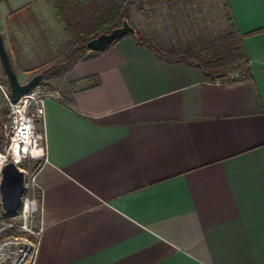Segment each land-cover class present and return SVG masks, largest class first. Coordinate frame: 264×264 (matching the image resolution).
<instances>
[{
  "label": "crops",
  "instance_id": "0c3cea01",
  "mask_svg": "<svg viewBox=\"0 0 264 264\" xmlns=\"http://www.w3.org/2000/svg\"><path fill=\"white\" fill-rule=\"evenodd\" d=\"M223 1L249 59L237 79L129 35L46 80L59 99L46 103L34 264H264V0ZM191 5L151 8L203 22Z\"/></svg>",
  "mask_w": 264,
  "mask_h": 264
},
{
  "label": "rangeland",
  "instance_id": "374dc122",
  "mask_svg": "<svg viewBox=\"0 0 264 264\" xmlns=\"http://www.w3.org/2000/svg\"><path fill=\"white\" fill-rule=\"evenodd\" d=\"M63 2L72 11L73 0ZM194 2L195 5L189 6L190 14L196 20L201 18L204 23L173 25L168 17H157L155 9L151 8L134 12L130 24L143 36L157 34L165 40L174 39L182 47L195 42L200 36L215 39L231 32L229 10L223 0ZM0 31L21 84H26L51 65L63 62L74 46L65 31V24L57 16L50 0H0ZM241 70L240 66L234 64L220 70V73L230 79H237L241 76ZM0 82L4 88H10L1 62ZM5 101V95L0 89V113ZM6 117L0 126V163L9 147L8 130L4 126L9 123L10 106ZM20 168L31 173L38 170L39 163L28 160ZM7 215L0 205V248L9 242H24L35 252L39 237L25 233L20 228L21 221L18 216ZM33 229H39L38 216L33 223Z\"/></svg>",
  "mask_w": 264,
  "mask_h": 264
},
{
  "label": "trees",
  "instance_id": "16d2710c",
  "mask_svg": "<svg viewBox=\"0 0 264 264\" xmlns=\"http://www.w3.org/2000/svg\"><path fill=\"white\" fill-rule=\"evenodd\" d=\"M50 1L53 2L57 16L65 24V31L74 46L63 62L53 64L40 73L43 75V80L38 85L44 87L46 91L52 89L45 80L55 75L68 73L80 59L92 53L87 48L88 42L104 33L122 27L124 21L130 22L132 13L151 8L159 0H73L72 11L67 9L63 0ZM229 16H231L230 11ZM230 22L232 25L230 33L215 39L199 37L187 48L178 51L161 47L153 39L143 36L137 30L135 37L140 46L152 51L166 62L183 63L196 67L212 80L226 79L228 77L220 73V70L234 64L240 66L244 71L249 67V59L243 44L244 36L238 32L231 17ZM10 60L12 62L11 56ZM9 91L11 94L10 88ZM8 110L9 102L5 101L1 108L0 126L2 121L7 118Z\"/></svg>",
  "mask_w": 264,
  "mask_h": 264
},
{
  "label": "built area",
  "instance_id": "2783aa9c",
  "mask_svg": "<svg viewBox=\"0 0 264 264\" xmlns=\"http://www.w3.org/2000/svg\"><path fill=\"white\" fill-rule=\"evenodd\" d=\"M10 106V117L8 125L9 147L0 163V183L2 180V169L9 163L14 162L19 168L26 161L41 162L46 159V145L44 120L46 115V103L48 99H59L56 92L46 91L41 85L34 87L24 95L19 102L12 103L9 89L4 88L0 82ZM21 169V168H20ZM25 174L26 194L22 200V206L17 216L21 221L20 228L27 234L40 237L43 233L42 227L33 229V223L41 210V192L38 185V170L28 172L21 169ZM10 251L6 255V248ZM24 242H9L0 248V264H34L38 248L34 252ZM39 246V243H38Z\"/></svg>",
  "mask_w": 264,
  "mask_h": 264
},
{
  "label": "water",
  "instance_id": "95a60500",
  "mask_svg": "<svg viewBox=\"0 0 264 264\" xmlns=\"http://www.w3.org/2000/svg\"><path fill=\"white\" fill-rule=\"evenodd\" d=\"M135 33V28L129 21L126 20L124 21L122 27L116 28L109 33H104L88 42L87 48L91 52L102 53L114 45L116 41L129 35H135ZM0 62L8 79L11 89L10 98L11 102L14 104L19 102L24 95L29 93L43 80V75L39 74L34 76L26 84H21L10 60L1 31ZM25 194L26 189L24 172L14 162L7 163L2 169V180L0 183L1 205L5 213L11 216L16 215L21 209L22 200Z\"/></svg>",
  "mask_w": 264,
  "mask_h": 264
},
{
  "label": "bare ground",
  "instance_id": "6f19581e",
  "mask_svg": "<svg viewBox=\"0 0 264 264\" xmlns=\"http://www.w3.org/2000/svg\"><path fill=\"white\" fill-rule=\"evenodd\" d=\"M10 246H7V248H6V250H5V252H6V255H8L7 253L10 251V248H9Z\"/></svg>",
  "mask_w": 264,
  "mask_h": 264
}]
</instances>
